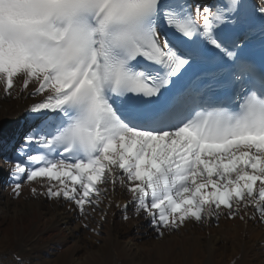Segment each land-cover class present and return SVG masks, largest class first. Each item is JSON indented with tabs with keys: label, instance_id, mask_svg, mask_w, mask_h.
<instances>
[{
	"label": "snow or ice",
	"instance_id": "1",
	"mask_svg": "<svg viewBox=\"0 0 264 264\" xmlns=\"http://www.w3.org/2000/svg\"><path fill=\"white\" fill-rule=\"evenodd\" d=\"M241 8L228 0L230 13ZM195 11L172 0H0V83L10 93L19 77L43 96L28 109L41 124L26 144L44 151L15 163V196L26 174L46 188L33 195L84 215L119 182L159 238L241 207L264 222V71L243 65L250 78L237 75L232 94L185 93L201 53L162 36L161 22L181 44L237 61L216 33L224 12Z\"/></svg>",
	"mask_w": 264,
	"mask_h": 264
},
{
	"label": "bare ground",
	"instance_id": "2",
	"mask_svg": "<svg viewBox=\"0 0 264 264\" xmlns=\"http://www.w3.org/2000/svg\"><path fill=\"white\" fill-rule=\"evenodd\" d=\"M34 92L35 84L25 89L19 77L10 93L0 83V134L19 130L43 98ZM21 186L19 197L13 187L0 188V264H264V222L251 206L235 219L186 221L159 238L119 182L101 186L107 191L84 215L63 198L33 195L34 187L46 191L39 180Z\"/></svg>",
	"mask_w": 264,
	"mask_h": 264
}]
</instances>
